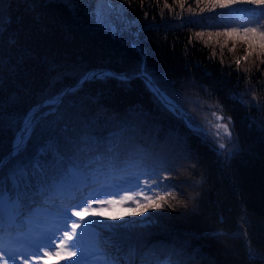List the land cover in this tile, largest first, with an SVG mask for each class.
Instances as JSON below:
<instances>
[{
  "label": "trees",
  "instance_id": "obj_1",
  "mask_svg": "<svg viewBox=\"0 0 264 264\" xmlns=\"http://www.w3.org/2000/svg\"><path fill=\"white\" fill-rule=\"evenodd\" d=\"M0 17V151L32 106L89 70L143 71L186 120L142 77L104 75L37 109L41 131L65 122L104 137L128 129L116 169L93 174L107 176L95 184L123 190L100 199L127 190L140 192L142 204L144 194L159 193L164 199L149 203L163 207L138 218L142 209L125 201L94 215L134 225L122 235L151 250L149 259L264 264V54L251 51L237 64L245 44L217 35L257 17L209 10L205 0H4Z\"/></svg>",
  "mask_w": 264,
  "mask_h": 264
},
{
  "label": "snow or ice",
  "instance_id": "obj_2",
  "mask_svg": "<svg viewBox=\"0 0 264 264\" xmlns=\"http://www.w3.org/2000/svg\"><path fill=\"white\" fill-rule=\"evenodd\" d=\"M205 2L209 10L219 7L257 17L254 26L227 27L217 35L240 38L249 55L257 49L264 54V0ZM3 3L4 0H0V5ZM2 27L3 18L0 17V29ZM90 78H101V75L92 74L85 79ZM120 79L127 80L128 77ZM48 103H55V100ZM36 112L34 109L16 123L17 131L10 149L0 151V264H16L19 249L14 245L22 242L28 243L34 251L27 256L21 255V264H30V261L42 264L49 255H63L68 264H177L171 257L149 259L152 251L141 250L139 240L125 239L122 232L134 225L116 223L123 218L113 220L94 215V205L123 204L125 201L136 204L142 209L136 214L143 215L149 207H163L159 202L149 203L163 200L159 193L154 197L144 194L142 204L140 192L133 191L129 195L127 190L119 200L100 199L102 195L115 196L105 191L103 185L83 194L91 187L94 173L105 165L116 169L128 129L121 128L104 137L88 130L77 132L65 122L63 127L58 124L45 133L41 131L40 117ZM223 127L225 134L230 136L227 125ZM144 183L148 185L147 180ZM57 200L61 201L59 206H56ZM84 213L87 215L82 216ZM105 220L110 223H103ZM41 224L44 227H40Z\"/></svg>",
  "mask_w": 264,
  "mask_h": 264
},
{
  "label": "rangeland",
  "instance_id": "obj_3",
  "mask_svg": "<svg viewBox=\"0 0 264 264\" xmlns=\"http://www.w3.org/2000/svg\"><path fill=\"white\" fill-rule=\"evenodd\" d=\"M248 53V50H247V46L246 45H243L242 43L240 44V45H238V47H237V49H236V51H235V53H234V57H235V59H236V62L239 60V61H243L245 58H246V54ZM248 57V56H247ZM98 69H102V68H98ZM103 69H107L110 73H112V74H100L101 75V77H103L104 75H114V76H116V77H121L120 75H125V76H128V79H131V77H129V76H133L132 78H134V77H137V76H141V74H143V73H145V72H140V73H124V72H117V71H115V70H113V69H110V68H103ZM103 69H102V71H103ZM92 70V69H91ZM91 70H89L84 76H82L81 78H80V80L77 82V83H75L74 85H72V86H70V87H67L64 91H62L61 93H58V94H56V95H54L53 97H50V98H47V99H45V100H43V101H41V102H39V103H37V104H35L34 106H32L31 108H30V110L28 111V113L29 112H31V111H33L34 109H39L41 106H44V105H47V104H51V103H48L47 102V100H49V101H53V100H55V103H59L61 100H62V98H63V96L65 95V93L66 92H68V91H75V90H77V89H79L83 84H84V82L81 84V80L91 71ZM92 74L93 73H89V75L88 76H92ZM146 74V73H145ZM118 75V76H117ZM149 76V75H148ZM144 79V78H143ZM87 81V80H86ZM85 81V82H86ZM145 81V83L147 82L146 80H144ZM78 84H81V85H78ZM154 84H156V83H154ZM148 85V84H147ZM157 85V84H156ZM149 86V85H148ZM149 88H150V86H149ZM154 88V87H153ZM69 89V90H68ZM151 89V88H150ZM152 90V89H151ZM156 90V89H155ZM155 90H152L155 94H157L158 95V97L159 96H162L161 97V99H163L162 100V102L166 105V103L170 106V107H172L177 113H179V114H181L182 113V111H181V109H180V111H178L176 108H174V106H172L169 102H168V100L166 99V94L164 93V91L159 87V89H157L158 91H157V93H156V91ZM163 93V94H162ZM165 96V97H164ZM160 98V97H159ZM170 98V97H169ZM41 103H44L43 105L41 104ZM41 104V105H40ZM40 105V106H39ZM168 105H166L167 107H168ZM169 108V107H168ZM170 109V108H169ZM171 110V109H170ZM27 113V114H28ZM26 114V115H27ZM105 177H107V176H104V178ZM94 178H96V177H94ZM103 178V176L102 177H99V179L98 180H102V179H104ZM97 179H93V182H95V181H98ZM103 182H105V181H103ZM101 199H104L105 200V198H101ZM112 205H114V204H112ZM99 206H105V205H94L93 207L95 208V207H99ZM112 208V207H111ZM84 215H87V213H84V214H82V216H84ZM142 216H144V214L143 215H138V214H136V217H138V218H140V217H142ZM121 218H123V217H121ZM122 220V219H121ZM52 256H55V255H52ZM58 261L59 262H61V264H68V262H66L67 260H66V257L65 256H63V255H60V256H56V257H51L50 259H47V260H45L44 261V263L43 264H58Z\"/></svg>",
  "mask_w": 264,
  "mask_h": 264
},
{
  "label": "water",
  "instance_id": "obj_4",
  "mask_svg": "<svg viewBox=\"0 0 264 264\" xmlns=\"http://www.w3.org/2000/svg\"><path fill=\"white\" fill-rule=\"evenodd\" d=\"M103 69V68H102ZM102 69H98V68H96V69H92L90 72L91 73H93V74H112V73H110L107 69H103V71H102ZM89 72V73H90ZM89 73L81 80V81H83V82H85L86 80H90V79H85L86 77H91V76H88L89 75ZM126 75V74H125ZM125 75H120L121 77L122 76H125ZM118 76V75H117ZM128 77V76H127ZM129 77H133V76H129ZM140 77H142V78H144V80H146L147 82V84L150 86V88L152 89V90H155L156 91V93H157V89H159V86L158 85H156V84H154V82H153V80H152V78L150 77V76H148V74H145V73H143V74H141V76ZM82 84V83H81ZM81 84H78V85H81ZM154 87V88H153ZM69 90V89H68ZM160 97V99H161V97L162 96H159ZM161 100H163V99H161ZM164 101V100H163ZM47 102H49V100H47ZM165 102V101H164ZM42 105L44 104V103H41ZM40 104V105H41ZM39 105V106H40ZM166 105H168L167 103H166ZM168 107L175 113V114H177L178 116H181L182 118H184L185 120H186V117L181 113V114H179V113H177L172 107H170L169 105H168ZM187 122V121H186ZM187 124H188V122H187ZM189 125V124H188Z\"/></svg>",
  "mask_w": 264,
  "mask_h": 264
},
{
  "label": "bare ground",
  "instance_id": "obj_5",
  "mask_svg": "<svg viewBox=\"0 0 264 264\" xmlns=\"http://www.w3.org/2000/svg\"><path fill=\"white\" fill-rule=\"evenodd\" d=\"M163 94V93H162ZM165 97V96H164ZM166 99L168 100V102L172 105V106H174V108H176L178 111H180V108L175 104V102L172 100V99H170L168 96H166ZM181 112V111H180Z\"/></svg>",
  "mask_w": 264,
  "mask_h": 264
}]
</instances>
